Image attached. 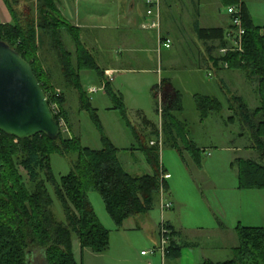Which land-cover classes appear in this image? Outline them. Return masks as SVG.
Wrapping results in <instances>:
<instances>
[{"label": "trees", "instance_id": "1", "mask_svg": "<svg viewBox=\"0 0 264 264\" xmlns=\"http://www.w3.org/2000/svg\"><path fill=\"white\" fill-rule=\"evenodd\" d=\"M6 2L14 22L0 24V41L9 45L30 63L50 103V96L55 95L53 89L58 87L53 85L52 80L43 71L38 57L43 36H50L49 27L43 25L41 20L37 21L36 26V20L28 15L19 21L8 0ZM221 2L226 7L241 8L245 35L242 52L220 55L218 61L226 62L230 70L242 72L248 80L256 79L260 103L257 108L250 109L240 97L232 96L229 101L230 106H235V115L229 120L233 121L235 117L241 128L244 126L250 131L252 142L259 154L257 161L236 160L238 187L264 190V28L253 24L242 0ZM57 22L59 21L45 24L56 26ZM63 25L77 49L74 66L69 57L71 55L66 51L61 53L58 44L62 58L63 84L59 88L57 102L60 113L67 123L62 89L73 87L79 93H83L79 73L83 70L95 71L102 79L104 71L83 47L74 29ZM197 34L200 39L217 41L218 50L227 45L226 34L222 29H198ZM55 35L57 36V32ZM56 36L54 38L58 42L60 38ZM109 85V82L105 83V91L111 94L116 102L115 109L124 113L123 104ZM150 92L154 101L158 97L161 99L163 133L172 134L170 126L173 128L177 122H175L177 115L182 111L181 93L168 78H162ZM194 99L202 119L222 111L223 107L216 99L204 96H195ZM87 106L83 104L82 108L87 109ZM123 117L125 118V115ZM54 118L58 121L56 116ZM128 126L134 134V129L130 124ZM135 136L139 143L137 150L144 154L152 174L143 176L128 174L118 160L119 150L106 138H103L104 147L101 150H90L82 148L76 138H63L61 131L54 140L45 135L19 140L0 132V264H28V253L31 250L43 251L47 264H77L71 251L72 235L79 241L81 249H89L96 254L105 252L108 248L109 232L93 211L88 198L90 189L100 194L105 209L117 228H121L125 220L151 211L160 191H167L165 181H160L158 149L149 145L150 139L157 136V132L148 135L139 132L135 133ZM186 149L189 150L194 163L200 166L198 156L203 151L190 143ZM54 152L62 156L78 154L73 171L59 180L53 177L50 170L49 157ZM20 169L25 172L26 177ZM48 184L52 186L55 197L63 209L64 223L57 222L51 213L53 201L48 192ZM168 229L171 236L169 257L177 258L181 248L174 244L169 225ZM236 234L238 245L234 249L232 260L220 263L205 261L202 264H264V228L239 226Z\"/></svg>", "mask_w": 264, "mask_h": 264}, {"label": "rangeland", "instance_id": "2", "mask_svg": "<svg viewBox=\"0 0 264 264\" xmlns=\"http://www.w3.org/2000/svg\"><path fill=\"white\" fill-rule=\"evenodd\" d=\"M16 1L18 2V0H8L11 9L15 12L17 8ZM29 1V8L28 6L25 7L27 9L26 12L28 17L36 20L35 8L33 10L32 0ZM242 1L245 2L251 12L253 24L264 28V1ZM220 8L227 14V8L222 2ZM222 13L225 15L224 12ZM25 18V16H22L21 21ZM232 71L234 75L241 77L244 81L242 86L237 87L241 91L239 90L238 93L235 89H230L229 93H227L224 87L221 86L220 80L218 78L215 79L214 83L217 86V91L214 93L215 98H217L223 108L221 112L210 114L206 119H202V122L199 120L200 113L197 110L194 95L205 89L195 85L190 78L186 79V77H183L187 75L184 73L188 72L181 71L179 74L180 80L176 82V86L182 95V111L177 115V118L180 124L187 122L189 126L187 124L186 126H180L176 122L178 120L175 119L176 123L173 128L170 126L171 130L173 129L172 134H164L163 132V135L161 134L162 144L164 139H166V144L162 147L157 144L154 146L158 149L160 167H164L166 172L172 177L170 180H166L167 185L175 184L174 188L171 189L172 195L178 197L184 203L179 221L188 229H194V226L197 225L210 231L215 226V221L208 218V215L206 216L204 199L208 201L211 208L219 211L221 216L224 215V211L230 212L229 217L231 216V218L226 223L227 227H229L232 215L235 212L233 210L234 203L226 206L223 211L219 208L216 200L220 199L222 203H231L233 191L250 190L238 187V168L235 159L248 158L250 153H247L248 150L243 147L247 144V146L254 147V144L248 129L244 126L241 128L239 121L235 117L233 121L229 120L230 117L235 115V106H230L229 101L230 94L237 96L241 94L250 109L257 108L260 105L259 98H257V80L254 78L250 79L249 84L242 72ZM191 74L193 77L196 75L195 72ZM154 77H156V74L136 72L122 75L116 81L109 82V88L123 104L125 112L121 113L118 109H115L116 102H114L112 95L105 91L106 89H101L102 81L96 72L91 70L81 71L79 73V83L83 93H79L73 87L63 88L65 95L64 108L68 122L65 123L61 130L62 137L76 138L82 148L90 150H101L104 147L103 138H106L114 147L119 149L118 160L128 174L131 176L152 174L151 167L147 163L144 154L140 150H130L129 146L139 147L135 133L140 132L148 135L155 131L160 133L163 129V119L159 113L161 107L160 97L154 101L150 92L151 88L160 83L156 80H153V83H149ZM91 88H95L96 92L89 93L88 90ZM228 88L231 87L228 86ZM53 90L55 93L57 90L60 91L59 88ZM83 104L85 106L88 105V108L83 109ZM122 114L125 115V118ZM145 123L149 125L146 126ZM129 124L134 129V134L128 126ZM174 127L178 128V130L174 131ZM169 130L170 128L167 131ZM177 133L179 136L178 140L176 138ZM187 133H190L191 140L199 148L204 149L198 156L201 163L197 167L198 172H195L192 166L189 150L184 149L188 142ZM150 140L156 142L158 137H153ZM232 140L236 146L234 148L239 151L234 152ZM174 141L178 143V150L174 146ZM257 155L259 156L258 152L253 151L252 156L255 159ZM77 158V153H70L67 156H62L57 152L52 153L49 157V164L53 177L59 180L61 177L71 173ZM257 159L259 160V158ZM188 169H192L194 172L192 176V171ZM20 171L26 177L25 172L21 169ZM47 188L53 201L51 213L57 222L64 223L65 215L55 197L54 190L50 184L47 185ZM88 198L99 222L109 232L108 248L105 252L98 254L84 249L81 253L82 257H80L78 246L76 247L75 245L77 238L72 235L71 251L76 262L78 264H147L148 257L141 255L143 251L152 249L147 244L146 232L125 231L120 236H117V230L121 228H117L108 215L100 194L94 189H90ZM163 199L168 201V191H164ZM158 211L157 207H154V210L150 211L146 217L150 221H155L159 229L161 220L165 221V215L170 213L171 210H165L162 214L161 212L158 213ZM129 219H131L130 221H138L135 217ZM129 219L125 223H128ZM211 235V232L210 234L208 232L203 233V238L199 237V234L196 238H202V240L208 238L209 241H213L210 238ZM190 236H195V234L190 233ZM73 243L74 245H72ZM207 253L206 251V255ZM210 256L216 258L215 260H221V262L232 260L234 257V255L229 256L228 252L220 253L218 257L216 255ZM171 259L174 260L173 257H167L166 261ZM28 264H47L44 252L31 250L28 253Z\"/></svg>", "mask_w": 264, "mask_h": 264}, {"label": "crops", "instance_id": "3", "mask_svg": "<svg viewBox=\"0 0 264 264\" xmlns=\"http://www.w3.org/2000/svg\"><path fill=\"white\" fill-rule=\"evenodd\" d=\"M145 1L32 0L31 5L33 10L35 8L34 13L36 12V26L37 21L41 20L43 25H48L49 27L50 36H43L38 57L43 71L52 80L53 85L60 88L61 84H63L61 75L62 58L58 44H60L61 53L66 51V53L71 55L69 57L72 59L74 66L76 64L77 49L75 42L69 35L65 25H63L66 24L74 29L83 47L92 55L97 66L104 71V76L101 79L102 90L106 82L116 81L122 75L144 72L146 74H156V77L152 78L149 83H153V80L160 82L162 78H168L180 92L176 82L180 80V72L187 71L188 73H184L187 75L183 77H186V79L190 78L195 85L205 89L195 94L194 98L195 96H204L217 100L214 94L217 91V86L214 83L217 78L227 93H229L230 89H235L239 93L240 89L238 90L237 87L242 86L244 81L241 77L234 75L232 70L225 68L223 62L218 61L220 58L217 48L218 42L200 39L197 34L198 29H222L225 34L228 32L230 17L220 8L221 0H159L160 34L163 38L171 41L169 48L159 47L157 33L146 26L150 23L151 18L146 14L147 5ZM29 3V0H18L16 12L13 11L19 21L22 16L28 15L25 7ZM243 3L251 16L248 6L244 1ZM45 19L48 21H45ZM57 20L59 22H57L56 26L45 24ZM13 22L14 19L11 16L6 0H0V24H11ZM56 32L57 36L55 35ZM54 36L59 37L60 40L56 42ZM193 72L196 73L195 77L191 74ZM246 81L250 84V80L246 79ZM228 86L231 88H228ZM92 89L95 88L89 89L88 92L94 93L91 92ZM232 96L237 95L230 94V99ZM237 97H240L245 102L241 94H238ZM199 120L202 122L200 114ZM177 122L180 126L188 125L187 122H182L183 124H180L179 120ZM145 125L148 126L149 124L145 123ZM177 130L178 128L174 127V131ZM162 132L163 130L160 133L157 131V136L155 137L161 136L162 139ZM189 134L187 133V146L190 143L204 151L191 140ZM176 135L178 140V133ZM231 142L234 152L239 151L234 148L233 140ZM164 145L165 139L162 146ZM247 145L243 148H246L248 150L247 153H250L248 158L237 159L256 160L259 158L258 155L256 159L252 156L253 151H256L255 148ZM174 146L178 147L177 141H174ZM129 147L132 151L137 150L134 145ZM186 147L184 146V149ZM240 147L242 148V146ZM180 156L182 155L180 154ZM190 159L195 172H198V166L194 163L191 155ZM162 168L161 173H167L166 169ZM188 170L192 171V169ZM193 174L194 172L192 171L191 176ZM174 186L175 184L167 185V200L171 203V212L165 215V222L172 230L174 244L181 248L180 255L174 260L171 259L163 263L159 255L147 256V264H202L205 261L220 263L221 260H215L216 258L210 255L218 257L220 253L224 252H228L229 256L234 255V249L238 245L237 227L264 228V190L233 191L231 203H222L220 199L216 200L219 208L223 211L226 206L234 203L233 210L235 212L232 215L229 227H227L226 223L231 218V216L229 217L230 212L224 211V215L221 216L220 212L211 208L208 201L204 199L206 216L208 215V218L215 221V226L210 231H207L202 226L197 225L194 226V229H188L180 223L179 218L184 203L181 199L172 195L171 189ZM154 207H157L158 213L161 212L160 193L156 198ZM154 207L152 210H154ZM149 212L135 217L138 220L137 222L129 219L128 223H125L128 219L125 220L121 229L117 230V236H120L125 231H145L147 244L152 248L155 247L158 241V224L146 217ZM208 232L209 234L211 232L210 238L213 241H209L208 238L202 240L203 233ZM190 233H194L195 236H190ZM198 234L202 238H196ZM75 245L76 247L78 246L79 255L82 257L81 253L84 249L80 248L78 240ZM206 251L210 255L208 253L206 255Z\"/></svg>", "mask_w": 264, "mask_h": 264}, {"label": "water", "instance_id": "4", "mask_svg": "<svg viewBox=\"0 0 264 264\" xmlns=\"http://www.w3.org/2000/svg\"><path fill=\"white\" fill-rule=\"evenodd\" d=\"M0 132L19 140L45 135L60 127L33 69L14 49L0 41Z\"/></svg>", "mask_w": 264, "mask_h": 264}, {"label": "built area", "instance_id": "5", "mask_svg": "<svg viewBox=\"0 0 264 264\" xmlns=\"http://www.w3.org/2000/svg\"><path fill=\"white\" fill-rule=\"evenodd\" d=\"M147 5L146 14L151 18L150 23L146 25L149 29L154 30L157 33V41L159 47L169 48L171 46V41L169 39H165L160 34V14H159V0H146ZM227 14L230 17V28L226 33V41L227 45L221 49H219V53L221 56H226L230 52H242V43L243 37L245 35V30L242 25V12L239 6H230L226 9ZM224 67L227 68V63L224 62ZM110 76V75H108ZM91 92H96V89H92ZM60 91L57 90L54 96H50V103H48L50 110L53 115L58 118V124L60 127V131L65 126L64 118L60 113L59 104L57 102V98L59 97ZM48 102V101H47ZM161 104V101L159 99ZM159 113L162 115V108L160 107ZM158 145L162 147V139L161 136H158V140L156 142L151 141L149 143L150 146ZM170 178V175L167 173H160V181H166ZM164 191H160V210L161 214L165 210L171 209V203L169 201H165L163 199ZM171 236L170 230L168 229L167 223L162 219L159 224L158 229V242L155 247L150 250L143 251V256H153L159 255L162 263L166 261V258L169 257V246H170Z\"/></svg>", "mask_w": 264, "mask_h": 264}]
</instances>
